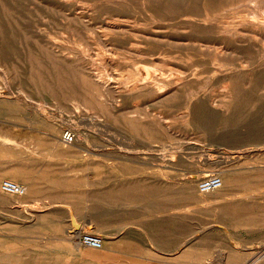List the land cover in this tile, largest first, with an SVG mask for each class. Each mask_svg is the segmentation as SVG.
Instances as JSON below:
<instances>
[{"label": "rangeland", "instance_id": "1", "mask_svg": "<svg viewBox=\"0 0 264 264\" xmlns=\"http://www.w3.org/2000/svg\"><path fill=\"white\" fill-rule=\"evenodd\" d=\"M34 1L15 0L17 69L0 61V176L18 166L14 176L34 191L27 188V203L0 202V244L19 248L10 254L0 248V264H237L256 254L264 261V89L228 104L233 111L224 124L222 90L231 82L248 84L246 73L216 72L211 57L190 58L173 48L148 54L157 44L151 34L164 33L166 42L181 37L190 16L155 21L142 8L147 0H127L132 8L125 16L114 15L125 8L116 0ZM116 24L132 31H105ZM28 32L41 57L73 65L64 69L77 81L81 74L88 78L103 112L82 101L73 108L67 96L56 101L34 88L28 72L20 73L27 69ZM143 68L165 81L179 69L188 93L177 101L188 102L194 114L160 107L140 88ZM124 119L147 122L158 138L138 135ZM220 125L206 135L205 126ZM68 132L71 143L64 139ZM214 177L222 179V190L199 203L188 185ZM226 178L234 182L229 187ZM253 185L258 188L251 192ZM51 226L43 234L33 230ZM85 235L100 238L102 248L86 246ZM190 250L203 259L189 260Z\"/></svg>", "mask_w": 264, "mask_h": 264}, {"label": "bare ground", "instance_id": "2", "mask_svg": "<svg viewBox=\"0 0 264 264\" xmlns=\"http://www.w3.org/2000/svg\"><path fill=\"white\" fill-rule=\"evenodd\" d=\"M129 2L127 0L114 1L115 5L121 9L125 7L122 11L114 10V15L125 16V14H128L127 12H129V8H132L130 7L132 4L130 5ZM15 3V0H0V61L3 60L2 62L6 65L10 63V66H13L16 70V64L12 61V54L15 51V46L12 40V32L14 27L19 26L17 25V20L14 15L15 6H17ZM133 4H135V2ZM142 5L144 13L155 21L162 22L176 15H178L177 17L190 16L189 18H185L183 20V23L185 24L184 28L188 29V32L181 37L169 39L170 41L166 42L164 40H160V38L164 36V33L151 34L149 38H152L154 40L153 42L157 44L152 45L149 49V55L154 52V54L158 52L165 54L167 53V49L173 48L178 52L179 50H181V52H188V56L190 58L191 55L192 57H198L201 59L205 58L203 56L211 57V60L215 61L217 64L215 67L216 72L229 74L231 72H235L236 70H241L250 77V81L247 82L248 84L245 83L238 85V83L231 82L224 86L225 89L222 90L223 100H221L218 105L221 108H225L223 113L226 117L223 119L225 121L224 124L231 121V119H229L230 117L228 118L227 115L233 111V107L230 105L228 106V104L232 105L239 103L244 96L251 95L257 90L259 91L264 89V0H147ZM39 7H41V5ZM239 7L242 9L244 8L247 13L240 14L238 10H235ZM232 10L235 12H231ZM132 14H134V12ZM121 20L119 19L120 23H122ZM28 23L30 24L31 22ZM108 28L110 30H108ZM108 28H106L108 30H105L106 32L129 33L132 31L126 30V28L117 24L109 26ZM102 29L104 30L105 27ZM17 32L20 31L17 30ZM25 40L27 45L26 53L23 54V60L25 63L27 62V64L23 66H27V69H23L24 71L20 70V73L22 72L25 74V72H28L29 80L34 83V88L37 91L42 92L43 94L49 93L56 101H58V97L60 96H67L68 101H70L73 108L78 109V103L82 101L87 108H96L95 111L98 108L101 112H103L102 103L99 101L95 102L92 99V93L95 92L97 88L90 85V81L85 77V75L81 74V82L77 81L76 76L74 77L71 74L69 76L67 71L64 69L65 67L75 69L73 65H69L66 61H63V63L58 61V64H52L49 57L47 58L44 55L41 57L39 48L33 45V42L37 43L36 37L31 33L28 32L25 36ZM166 43L169 44V47L166 46ZM153 66V70L159 69L158 64H153ZM153 70L149 68L142 69L141 75L143 76V83L140 85V88L146 92H151L156 97L158 105L163 107L165 110L178 107L180 109L182 108L186 115L194 114V111H192L193 108L188 102H183L181 106V104L177 101L179 99H183L184 95L188 93L187 77L181 75L179 69H173L169 73L172 75L171 78L165 81L154 76L152 77L151 74ZM18 80H20V78ZM78 84L80 85L79 88L76 87ZM166 85H170L171 88L168 90L164 89ZM226 98L230 99L231 102H226ZM116 115L113 114L111 118H113L115 122H118L119 118ZM122 122L128 124L129 129L138 135H146L150 141L158 138L155 129L147 122L125 119ZM221 125L216 127L205 126L204 131L208 137L213 136L215 132L219 131V129L221 130ZM68 133L73 136L71 132ZM73 140L74 136L71 141L65 139V142L71 143ZM21 170L22 169L20 167L13 166L10 170L5 171V174L0 176V179L5 177V175L10 178L2 179V181H0L1 203L15 205L28 202L30 195L27 192V188L28 190L30 189V193H33V184H23L16 176H14ZM4 181L16 183L21 187L23 193L10 194L3 192L2 184ZM233 183L234 182L231 179L226 178L224 180L225 187H229ZM223 186L206 193L201 192L199 185L197 186L194 182L189 184L188 188L193 193H197L199 203L207 204L210 201H213L215 196L209 198L204 195L217 193L222 190ZM253 186V189H249L251 192L256 190L254 188H258L257 185ZM247 193L249 192H246L245 190L242 192V194ZM51 228L53 227H45L44 229L42 227H37L33 230L35 233H42L43 230H49ZM75 237L77 238V236ZM0 248L7 254L14 253L19 249L15 244L10 242H1ZM262 250L261 254H264V247ZM187 252H189V260L203 259V257L191 254V250ZM86 253L97 259H112L111 256H102L101 253L95 250H88ZM237 264H264V261L261 260V255L256 254L251 258H246L238 262Z\"/></svg>", "mask_w": 264, "mask_h": 264}, {"label": "built area", "instance_id": "3", "mask_svg": "<svg viewBox=\"0 0 264 264\" xmlns=\"http://www.w3.org/2000/svg\"><path fill=\"white\" fill-rule=\"evenodd\" d=\"M73 136L70 133L65 135V139L71 141ZM222 185V179L219 177H214L212 179L203 180L199 187L201 192H210L212 190L220 188ZM3 192L10 193V194H22L23 190L20 186H18L14 182L4 181L2 184ZM82 242L89 247L100 249L103 246V242L100 238L92 236V235H85L82 237Z\"/></svg>", "mask_w": 264, "mask_h": 264}]
</instances>
